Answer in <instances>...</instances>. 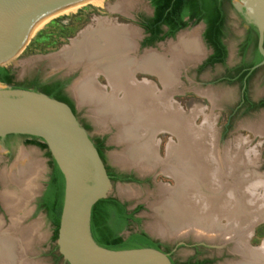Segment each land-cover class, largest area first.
<instances>
[{"label":"bare ground","instance_id":"obj_1","mask_svg":"<svg viewBox=\"0 0 264 264\" xmlns=\"http://www.w3.org/2000/svg\"><path fill=\"white\" fill-rule=\"evenodd\" d=\"M87 5L103 7L106 0H81L41 14L21 40L17 52L49 20L73 14ZM133 5L134 2L123 0L108 7L126 13ZM139 37V31L130 25L98 18L71 46L49 60L60 68H81L72 94L78 105L87 106L98 128H115L111 141L122 149L111 155L113 162L140 174L159 169L175 180L173 188L162 187L156 192L153 210L157 217L151 226L157 235L163 238L190 235L217 246L232 242L230 251L240 255L241 262L226 264H253L264 259L263 243L255 250L247 247L253 223L264 220V174L256 176L252 174L255 171H246L243 165L244 156L248 160L255 150L245 151V139L233 144L234 151L228 146L221 147L212 118L204 115L202 126L195 127L191 117L202 110L194 108L184 115L171 99L180 72L204 55L198 32L181 33L159 51L147 50L137 55ZM137 70L153 73L161 90L146 80L136 82L133 74ZM99 73L104 74L109 92L95 83ZM201 94L213 105L230 98V92L221 89H206ZM246 124L255 135L264 134V120ZM163 131L171 132L178 141L168 148L166 158L160 160L152 139L156 132ZM13 168L0 171L4 187L0 201L11 220L7 228L0 222V264H41L32 260V249L39 240L35 236L38 224L21 226L18 220L22 206L33 195L40 163L35 160ZM134 193L131 188H118L120 196L130 197ZM221 217L226 218V224L218 222Z\"/></svg>","mask_w":264,"mask_h":264},{"label":"water","instance_id":"obj_2","mask_svg":"<svg viewBox=\"0 0 264 264\" xmlns=\"http://www.w3.org/2000/svg\"><path fill=\"white\" fill-rule=\"evenodd\" d=\"M77 1L81 0H0V67H4L3 60L12 57L20 48L21 40L38 16ZM145 1L151 7L149 0ZM232 5L237 11L244 9L247 22L256 28L257 49L262 57V60L253 67L257 68L264 64V0H232ZM149 12H152L151 8H149ZM125 17L132 18L130 14L125 15ZM199 24L203 30L205 24L203 22ZM89 26L79 31L64 47L71 46L72 41L78 39L79 35ZM136 29L139 31L141 38L142 30ZM140 38L136 42L137 55L147 50H155V47H144L140 50L138 42ZM167 39H173V37ZM199 41L205 50L200 35ZM62 49L59 51H62ZM205 57L206 53L195 64H200ZM137 72L144 71L137 70L134 72L133 78L136 82L147 80L146 78L140 80L135 78ZM75 82H72V86ZM12 134L27 135L44 142L47 151L63 175V201L55 240L57 253L63 261L67 264H171L169 256L159 249L143 247L110 250L97 245L92 239L90 233L91 209L97 201L109 196L112 182L107 175L104 162L89 137V134H94L87 133L66 103L41 92L13 89L10 85L0 83V138ZM38 159L47 158L42 151H38L35 147L19 144L14 160L7 167L9 169ZM0 168V171L6 170L3 164ZM119 169L125 170L128 168L121 167ZM137 174L140 177L148 175ZM150 175L155 177L156 172ZM40 180L42 183L39 184L38 182L36 184L35 193L30 198L29 203H32L35 195L40 194L44 189L43 182L46 177H42ZM119 184L123 185L124 183ZM115 198L122 201L119 197ZM32 208L34 207L32 206ZM262 222L264 220L253 223L252 232L255 226ZM144 232L150 238L161 241L171 240L157 236L154 233ZM127 234L128 231L124 233V236ZM182 243V241H179V244ZM202 244L207 248L216 249L219 254L225 249L226 253L232 258L224 260L222 264L231 261L241 262V256L230 251L229 245L232 242H225L221 246L210 243ZM247 247L255 250V246H251L249 240ZM263 262L264 259L253 264H262Z\"/></svg>","mask_w":264,"mask_h":264},{"label":"rangeland","instance_id":"obj_3","mask_svg":"<svg viewBox=\"0 0 264 264\" xmlns=\"http://www.w3.org/2000/svg\"><path fill=\"white\" fill-rule=\"evenodd\" d=\"M119 1L123 0H106V5L103 7H94L92 5H87L81 7L73 14L64 15L49 20L33 35V37L25 45V47L22 48L23 50H19L12 57L4 61L3 66L7 67L10 70L13 69L12 71L15 74V83H21L26 79L33 77L36 72L43 77L58 73L60 70H63V68L54 66L49 59L57 56L61 52L59 50L62 49L65 45H68L69 41L73 37H75L79 31L83 30L89 25H94L95 19L108 18L112 20V22L131 25V27H134L135 25L133 23L126 20V18L128 17H125V15H129L130 13L132 14V11L137 10H140L143 13L149 12V5L145 0H124L128 2H134L132 8L127 10L126 13L114 11L112 10V8H109L113 7ZM226 26L229 32L227 38V44L229 47V57L227 60V65L231 66L238 61L237 46L241 32L243 30V26L235 8L228 9ZM195 30L198 32V36H201L202 28L200 27V24H191L187 28L180 31L176 35V37H173V39H166L165 41L158 43L159 45H157L155 48L156 51H159L160 47L166 46L167 43L175 41L179 34L189 33ZM205 53L207 54L206 50H204V54ZM198 65L199 64L194 63L193 65L188 66L187 70H182L180 72V74L178 75L177 88L175 89L171 97L172 102H174L176 108L181 110L180 112L184 115H187L188 112H190L194 108L202 110V112H199L198 114H196V116L191 117V122L195 127L202 126L204 115L212 118L214 129L217 133L216 135L218 138V143L221 145V147L228 146L232 151H234L233 144H235L238 139H245V151H249L251 149H254L255 151H253L254 153L250 152V157L248 160L246 155L244 156L246 158V164L243 163V165L246 166V171H251L252 169V171H255L254 173L251 171L252 174H255L256 176L261 174L263 175L264 134L255 135V133L248 128L249 125H247L246 123L249 121L255 122L258 120H264V112L256 111L243 114L242 110L234 111V108L238 103L239 87L236 85L216 84L214 82L216 77L222 72L221 67L206 69L198 74L195 72V69ZM78 78L74 79L72 82H75ZM135 78H137L138 80L146 78V81L149 80L150 83L154 84L157 90H161L160 82L153 73L137 72L135 73ZM72 82L68 87L69 94L74 100L78 112L91 124L90 133L94 135L107 136L108 143L111 148L106 154V163L112 168H121V166L113 162L111 159L112 154L119 152L122 149L119 144L111 141L112 136L116 133L115 128L111 127L108 130H102L93 123L87 106L78 105L76 99L74 98L71 90L73 87ZM99 83L102 86H99L102 91H110L107 81L99 79ZM206 89H221L229 91L230 98L223 102H220V104L213 105L206 96H203L201 94V92ZM249 96L253 99L264 96V68L258 71L252 78L249 85ZM152 141L154 142L156 147L157 157L160 160H164L166 158L168 148L177 143L178 140L177 137L171 132L163 131L156 132L153 136ZM251 160L254 161V167L252 166ZM37 161H39L40 163V171L34 179L35 188L32 194L35 193L36 184L38 182L39 184L42 183L40 178L45 177L50 169L47 159H38ZM42 161H44V163H42ZM243 165H241L242 168L245 167ZM9 169L11 170L14 168L12 167ZM130 170L135 169H125V171ZM153 172H156L155 177H152L150 175ZM153 172L147 173V176L152 177L151 179L153 185L138 186L112 183L109 196L119 197L122 200H129L132 202V205L136 203H142L144 205V208L138 213V216L141 218L139 229L146 231L147 233H154L155 235H157V233L154 232L151 226V224L154 223L157 217L155 211L153 210L154 202L156 201V192L159 188L162 187L173 188L175 186V180L168 176V174L161 172L159 169H156ZM121 186L129 189L131 188V190L135 192L134 195L130 197L120 196L118 194V188ZM2 190H4V187L1 184L0 191ZM30 198L24 203V205L22 206V210L18 213V220L21 226H27L34 223L38 224V229L35 236L37 237V240H39L32 249V260L40 262L41 264H63L62 261L55 262L50 255L51 248L56 246L55 242H52L51 240L53 233L52 223L48 219L46 213H44L43 211L37 212L34 208H32L31 203H29ZM5 211L6 210L4 207L3 209H0V222L2 223L3 228H7L11 223L9 214ZM218 222L226 224L227 221L225 217H221L219 218ZM131 228L136 229L137 227L136 225H133ZM167 239H171L167 242L191 240L200 244L207 243V241H205L204 239L199 238V240L190 235L183 238L179 237ZM262 243L264 244V222L255 226L253 232H251V237L249 239V244L251 246L258 247ZM229 247H231V245H229ZM208 249L209 256L215 255L219 257V260L216 262V264H222L224 263V260H230L232 258L226 253L225 249L220 254L214 248ZM192 252L193 251L191 249L181 248L178 250L177 257L186 258Z\"/></svg>","mask_w":264,"mask_h":264},{"label":"trees","instance_id":"obj_4","mask_svg":"<svg viewBox=\"0 0 264 264\" xmlns=\"http://www.w3.org/2000/svg\"><path fill=\"white\" fill-rule=\"evenodd\" d=\"M154 13L153 16L142 24L147 32L153 34L160 31L161 26L167 28V32L157 40L167 37H173L178 31L186 28L190 23L196 24L203 22L205 30L203 39L206 44L213 48L214 52L205 62L213 64L223 62L225 58V47L221 38L225 35L227 26L228 9L232 8V0H149ZM245 18L244 10L240 13ZM248 38L246 45L252 44L255 48L254 56L250 63H245L247 67L256 65L261 56L256 49L257 31L254 25L250 24L248 28ZM0 83L10 85L13 89L32 90L46 94L47 96L71 104L69 99L63 94V83L57 80L49 79L42 81L38 76L32 79H26L21 83H15L13 75L7 67H0ZM264 106V101L261 103ZM41 149H46L44 142H38ZM98 154L101 156L100 143L96 146ZM49 159L50 175L46 188L38 200V210H43L53 226L51 240L55 242L63 201L64 179L50 153L45 155ZM107 170V169H106ZM107 175L111 181L124 178L115 175L110 170ZM140 207L129 212L118 199L108 196L105 199L97 201L90 214V233L95 243L103 248L110 250L134 249L150 247L162 250L167 248L160 242L150 238L145 232L139 230L131 232L124 237L123 232L131 231L130 226L133 223H139L140 218L135 217ZM57 250L54 246L50 253ZM58 255L56 259H60Z\"/></svg>","mask_w":264,"mask_h":264},{"label":"flooded vegetation","instance_id":"obj_5","mask_svg":"<svg viewBox=\"0 0 264 264\" xmlns=\"http://www.w3.org/2000/svg\"><path fill=\"white\" fill-rule=\"evenodd\" d=\"M149 8L152 9V12L143 13L140 10L132 11V14L130 13L132 18H126V20H128L129 22H131L135 26H137V27L134 26L135 29L139 28V30H142V32H141L142 37L138 41L140 50L144 47H155L156 48V46L159 42L164 41L167 38H171V37H167V38H164L160 41L157 40V37H162L167 32V28L165 26H161L160 31L159 32L156 31L154 34L152 32H147L145 30V28H143L142 24H144L147 21V19L151 18L153 16V13H154L152 6ZM231 9H234L233 5H232ZM242 10H244V9H242ZM241 12L242 11H237V15L239 16V19H240L241 24L243 26V30L241 32L240 39H239L238 46H237L238 61L231 66L227 65V60L229 57V47L227 44V38H228L229 32L226 29L225 35L221 38V42L224 45L225 52H226L224 61L223 62H215L213 64H205L206 60L211 55H213L214 50H213V48L208 46L206 44L205 40L203 39V32L205 30V28H204L202 30L201 37H202L204 47H205L207 54H206V57L203 59V61L196 67L195 72L200 74L202 71H204L206 69H214L215 67H221L222 72L220 75H218L216 77L214 82L216 84L236 85L239 87L238 103L235 106L234 111L242 110L243 114L252 113V112H256V111H263L264 112V106L261 105V103L264 101V96L259 97L257 99H253L249 96L250 82H251L252 78L254 77V75L258 71H260L261 69L264 68V64H262L261 66H258L257 68H253L255 65L252 67H247L245 65V63H250L252 61L255 48L252 44L246 45V41H247V38L249 35L248 28H249L250 23L247 22L246 18H242L240 16ZM199 23L200 22H198L196 24H199ZM191 24H193V23H190L189 25H191ZM263 48H264V43H263ZM256 49H257V45H256ZM257 51H258V49H257ZM261 60H262V57H261ZM10 71L13 75L14 82H15V74L13 73L12 69ZM81 72H82L81 68H76V69H73L72 71H67L66 69H63V70H60L58 73L52 74V75L47 76V77H43L36 72L33 75V77H31L29 79H32L35 76H38L42 81L53 79V80H57V81H60L61 83H63L62 92L69 99V101L71 103V104H67V105L73 111V113H74L75 117L77 118L79 124L89 134L91 124L86 119H84V117H82L81 114L78 112L76 105H75V102L71 98V96L69 94V90H68V87L71 84V82L74 79L80 77ZM99 79L106 81L104 74L99 73L95 77V83L98 86L102 87L101 84L99 83ZM89 137H90L91 141L93 142L95 148L100 143L101 156H102L101 159L105 164V168L107 169L106 171L108 172L110 170L115 175H118V176L124 178V180L118 179V180L111 181L112 183L134 184V185H138V186L139 185H147V186L153 185L151 176L140 177L134 170H130V171L120 170V169L112 168L106 163V154L108 153V151L111 148L109 143H108V139H107L106 135L94 136V135L89 134ZM38 142H41V140L38 138H35V137L27 136V135L12 134V135H6V136L0 138V152H1L0 166H1V164H3V165H5L4 169L10 170V169H8L7 166L14 160V158L18 152L19 144H22V146L35 147L38 151H42L43 155H46L47 150L39 148V146L37 145ZM47 162H49L48 158H47ZM48 165H49V163H48ZM49 175H50V169H49V172L47 173V175L45 176L46 180L43 182L44 189L40 192V194L35 195L32 203H31V205L34 207V209L37 212L43 211V210H38V208H37L38 207V200L42 196V194L46 188V184L49 180ZM0 186H1V184H0ZM120 202L122 204H125V208L129 212L133 211L137 207H140L138 212L135 214V217L140 218L138 216V213L140 211H142V209L144 208V205L142 203H136V204L132 205V202L129 200H122ZM0 209H3L1 203H0ZM140 222H141V218H140ZM140 222L137 224L133 223L130 226L131 231H128V234L126 236H128L131 232H136V231L141 230V229H139ZM133 225H136L137 228L132 229L131 227ZM141 231H143V230H141ZM125 232H127V231H125ZM125 232H123V235ZM126 236H124V237H126ZM152 239L160 242L162 245L167 247L166 249L163 247L161 249L163 252H165L169 256V258L171 260V264H216V262L219 260V257H217L215 255H213V256L208 255L209 249L205 245L191 241V240H188V241L183 240L182 241L183 243L179 244V241L167 242V241H161L159 239H154V238H152ZM52 248H51V250H52ZM181 248H188V249H191L193 252L186 258H179V257H177L178 256V250ZM50 255L54 259L55 262L62 261L63 264H67L65 261H63L62 257L60 259H56V257L59 255L57 253V250L50 253Z\"/></svg>","mask_w":264,"mask_h":264}]
</instances>
